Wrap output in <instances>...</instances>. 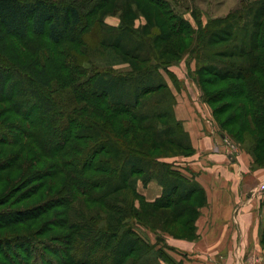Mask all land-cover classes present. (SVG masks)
Listing matches in <instances>:
<instances>
[{
    "label": "trees",
    "instance_id": "1",
    "mask_svg": "<svg viewBox=\"0 0 264 264\" xmlns=\"http://www.w3.org/2000/svg\"><path fill=\"white\" fill-rule=\"evenodd\" d=\"M168 2L90 0L80 4L63 0H0V105H7L4 113L9 111L18 117L12 124H6L4 121L9 120H4L0 111V147H17L20 153L23 147L27 150L22 157L18 151H9L4 160L0 158V183L9 171L37 162L51 171L48 175L47 170L26 172V179L7 194V199L18 195L19 203L38 194L46 180L62 175L55 189L59 198L50 196L30 208L0 210V229L26 225L54 213L59 217L45 221L34 233L0 237V256L6 264H54L44 253H36V241L58 259L56 264H144L155 256L154 246L143 241L129 226L145 225L144 220L136 219L138 213L133 210L132 199L139 197L134 186L138 179L145 182L149 149L173 144L176 149L192 152L188 134L174 117L172 95L160 69L171 77L168 67L182 53L192 50L193 43L199 42L200 47L212 50V46L226 44L237 25L227 24L234 18L233 13L207 23L203 29H199L202 23L197 19L199 32L193 42L188 37L190 32L185 31L188 21L172 14L166 8ZM112 3L114 8L123 10L134 6L145 16L146 23L134 29L121 15V23L115 30L102 29L97 21L90 33L95 41L87 45L94 51L105 49L106 57L114 55L112 58L118 63L130 68L121 73L110 69L88 73L83 67L77 73L83 76L79 82L83 107L78 104L69 112L63 110L50 93L51 78L45 66L38 60L22 63L10 39L42 38L52 46L76 44L84 22ZM253 8L244 3L243 14L239 16L242 26L238 27L248 35L241 42L243 45L230 52L206 51L205 58L197 63L196 73L198 83L206 88L204 97L214 104L217 118L233 109L223 127L230 126L236 135L253 138L254 160L261 162L264 160V0H257L256 11ZM149 11L152 15L147 16ZM157 18L162 21L159 26L158 21L153 22ZM252 21L255 30L249 32ZM146 51L149 52L143 55ZM213 56L228 60H214ZM219 83L223 85L211 91ZM39 128L49 133L45 142L48 148L37 152L30 145L42 147L43 138L37 135ZM7 132L13 136L9 138ZM138 133L149 136L139 152L131 148ZM69 145L70 151L77 155L87 149L88 156L79 170L73 164V156L53 163ZM68 155L65 152L64 156ZM49 160L52 162L46 164ZM167 175L174 176V172L169 170ZM160 182L165 191L146 206L154 211L170 209L169 215L177 219L188 208L181 205L196 193L195 187L168 177ZM49 187L51 194L53 184ZM5 205L0 198V208ZM98 207L99 211H90ZM57 208H63L64 212H55ZM191 211L193 217L187 221L189 238L194 236L193 224L198 215L196 209ZM129 216L130 220L121 226ZM103 219L106 224L103 229L94 227V223ZM64 229L68 234H55ZM46 235L49 237L37 240Z\"/></svg>",
    "mask_w": 264,
    "mask_h": 264
},
{
    "label": "rangeland",
    "instance_id": "2",
    "mask_svg": "<svg viewBox=\"0 0 264 264\" xmlns=\"http://www.w3.org/2000/svg\"><path fill=\"white\" fill-rule=\"evenodd\" d=\"M64 2L67 1H74L80 4L87 3L90 0H63ZM114 0H112L113 2ZM167 5V9L175 14L178 19L182 21H188V28L185 30L186 32H190L188 37L194 39L198 34L199 29H203V26L209 22L214 20L224 18L228 14L233 13L235 16L234 18H230L227 24H237L235 29L231 32V38L226 44H219L215 47H211L212 50L216 52H230L235 50L240 44L243 45V39H246L247 33L243 32V28L239 29L238 26L241 24L240 14H243V4H246V7L253 8L256 11L255 6L257 5V0H169ZM134 7V6H133ZM129 8L123 10L122 8H114V3L110 4L109 6L105 7L104 9H100L98 15L91 18L89 21L84 22V26L80 29L79 35L77 37V43H63L59 46H52L47 40L42 38H33L28 37L24 40L18 39H10V42L13 45V49L17 54L18 59L24 63L28 61L38 60L42 65L45 66L50 78H51V90L50 93L54 97L55 102L57 103L58 107L62 108L63 110H69L75 107V105L80 104L81 97L79 92L80 87V80L83 76L78 75L77 73L85 67V72L92 73L95 72L94 70H107L110 69L114 73H121L122 71L129 70L130 66L127 64H120L118 60L112 58L114 55H109L106 57L105 49H98L92 50L88 45H92V42L95 41V36L91 37L90 33L92 28L97 26V21L100 22L102 29L107 28H114L118 30V27L121 23V15L125 16L124 20L130 24L134 29L140 26H143L146 23L145 16L137 11L134 8ZM142 14V15H141ZM152 15V12H147L146 15ZM254 15V14H253ZM252 15V19L254 18ZM237 17L239 18L238 20ZM149 18V17H148ZM183 18V19H182ZM150 19V18H149ZM201 21L202 27L198 29L196 20ZM158 21V22H157ZM153 22H157L159 26L161 24L160 19H156ZM240 22V23H239ZM94 24V26H93ZM99 24V25H100ZM242 26V24H241ZM254 22L252 21L251 26L248 28L249 32H252L254 29ZM192 31V32H191ZM184 37V36H182ZM185 38L184 40H186ZM196 42V39H195ZM88 44V45H87ZM179 44V43H178ZM177 44V45H178ZM201 43H193V49L190 50L188 53L184 52L180 55V58L174 60L173 63L168 67V71L171 77H169L163 70L160 69V72L163 77L168 78V89L171 92V99L172 102V109H174L176 105V100L174 98L173 91L177 92V98H189V102L194 107V111L197 112L201 118L205 119V125L208 122H211L213 127L215 128L216 132L222 134L224 138H221L223 145L227 148L226 152H229L233 156H247L251 160V168L252 170H257L260 168H264V160L261 162H255V155H254V143L252 141L253 138L247 137L244 135H236L235 129L228 126L226 128L223 127L222 123H225L226 118L230 114H232L233 109L227 113L226 115L220 114L217 118L213 112L214 104L208 101L206 97H204V91L206 88H203L199 83V75L196 73L197 63L199 60L205 58L203 56L206 51L211 50L208 47H200ZM211 50V52H212ZM149 51L143 53V55L147 54ZM190 55V56H189ZM214 60H221L226 61L228 59H222L216 56H213ZM235 62H241L239 58H233ZM78 61L80 64L78 65ZM77 63V64H76ZM217 68V66H215ZM59 80V81H55ZM171 85V87H169ZM223 84L219 83L211 88V91L215 92L218 88H220ZM186 87V88H185ZM229 101V100H226ZM225 102V101H223ZM83 107V102L79 105ZM7 107V105H0L1 114H3L4 121L6 124H12L14 120L18 119L13 113L6 112L4 113L3 108ZM164 108H167V104ZM65 119V118H64ZM11 120V121H10ZM180 122V121H179ZM181 124V122H180ZM182 126V124H181ZM208 128V126H205ZM183 129V126H182ZM184 132H186L183 129ZM17 132V131H16ZM188 134V133H187ZM8 137L13 136L7 132L6 134ZM37 135L43 138L41 142L42 147H37L34 145H30L31 149L37 152H40L39 149H46L48 146L46 145V140L48 138V131L39 128L37 131ZM189 136V135H188ZM10 138V137H9ZM137 142L131 144V148L137 149L139 151H143L142 143L147 142L149 139L148 134L146 133H138L137 135ZM190 140V137H189ZM73 143L77 144V142L73 141ZM191 144V141H190ZM192 147V145H191ZM20 148L17 147H0V158L6 156V153L9 151H18ZM51 152L53 148H50ZM71 146L62 152L54 162L61 160L63 162V158L73 156L75 158L76 168L79 170L82 163L88 156L86 154L87 149H84L81 154H73L70 151ZM23 153L19 151L17 154L20 156L27 151L24 147L22 148ZM65 152H69L68 156H64ZM148 153V160H149V170L148 174H145V182L137 181L135 184V192L139 197L133 198V210L135 213H138V220H144V224L141 226L139 224L130 225L135 233L146 243L154 246L156 251L155 256H152L147 263L144 264H178L170 255L167 254L166 250H168V246L166 245L167 238L173 239H182V240H191L192 238L188 237V232L190 231V227H188L187 221L189 218L193 217V210H198L205 207L207 203V186L203 184V182L198 178V174L191 168V158L194 155V150L192 148V152L186 153L183 150L176 149L173 144H167L161 146V148H151L147 151ZM75 155V156H74ZM21 156V157H22ZM206 158V157H205ZM205 161V160H204ZM52 162L51 160L46 161V164ZM207 164L206 162H204ZM43 164H32L30 167L26 168L24 166L18 170L13 169L9 171L7 178H3L0 183V198L6 205L1 207L2 209H18V208H30L35 205L44 202L48 197H56L57 186H59L61 182L62 175H56L52 179L46 180L39 190L38 194L33 195L29 199L19 202L18 203V195L15 197H9L7 199V194L9 193L10 189H12L18 183H22L24 179H26V172L27 174H33L38 170H47L46 167L43 168ZM168 168V169H167ZM173 171L174 176L167 175V171ZM46 174H52L50 170L45 171ZM177 175V176H176ZM180 175V176H179ZM181 179L182 184H185L188 187H195L196 193L193 196H190V200L186 202H182L181 206L188 207L177 219H173L174 217L170 216V209L161 211V210H152L149 206V203H154L158 198L154 199V201L148 200L146 197H151L156 194V191L160 192L161 194L165 191V187L161 184L160 180L162 178L166 179ZM10 181L8 184L6 181ZM64 182H67L65 180ZM62 182V183H64ZM14 183V184H13ZM50 184H53L54 190L52 193L49 194L50 191ZM142 193V194H141ZM145 194V195H143ZM146 196V197H145ZM204 196V197H203ZM148 205V206H146ZM92 207V206H91ZM100 208H96V212L99 211ZM55 212L63 213V208H57ZM67 214V209H66ZM168 212V213H167ZM69 213V212H68ZM72 212L70 216H72ZM69 217V216H68ZM130 217H127L122 221V225H125L127 220H130ZM50 218H59L58 213H54V215H46L41 217L40 219L34 222H28L26 225L21 226H14L8 229H0V237L2 236H12L14 234H28L34 233L45 221L49 220ZM135 218V217H134ZM105 220H100L97 223H94V227L104 228L105 227ZM194 225V224H193ZM118 230V228H117ZM55 234H59L64 236V234H68V230H57ZM155 234H158V238ZM145 235V236H144ZM49 235L37 240H44L48 238ZM164 239V240H163ZM40 241H36L35 250L36 253H44L45 256L51 261L56 264L58 259L49 251V249H43L42 245L39 244ZM162 249V251L160 250ZM52 251V250H51ZM153 253V252H152ZM165 253V254H164ZM164 256V257H163ZM3 256H0V264H6V262L2 261ZM166 259V260H165ZM141 264V263H140Z\"/></svg>",
    "mask_w": 264,
    "mask_h": 264
},
{
    "label": "crops",
    "instance_id": "3",
    "mask_svg": "<svg viewBox=\"0 0 264 264\" xmlns=\"http://www.w3.org/2000/svg\"><path fill=\"white\" fill-rule=\"evenodd\" d=\"M173 94V114L190 137L191 168L207 186V203L198 210L192 239L167 238V254L178 264H264V188H258L264 168L252 170L249 157L226 152L224 136L204 124L188 97ZM159 194L145 197L154 201Z\"/></svg>",
    "mask_w": 264,
    "mask_h": 264
},
{
    "label": "built area",
    "instance_id": "4",
    "mask_svg": "<svg viewBox=\"0 0 264 264\" xmlns=\"http://www.w3.org/2000/svg\"><path fill=\"white\" fill-rule=\"evenodd\" d=\"M258 188L263 189V188H264V182H262V183L259 185Z\"/></svg>",
    "mask_w": 264,
    "mask_h": 264
},
{
    "label": "bare ground",
    "instance_id": "5",
    "mask_svg": "<svg viewBox=\"0 0 264 264\" xmlns=\"http://www.w3.org/2000/svg\"><path fill=\"white\" fill-rule=\"evenodd\" d=\"M167 73H168V71H167ZM186 88V87H185ZM168 89V88H167ZM214 112V111H213ZM178 128H179V126H178ZM178 130V129H177ZM182 132V131H181ZM222 165V164H221ZM177 176V175H176ZM162 195V194H161ZM204 197V196H203ZM152 204V203H151ZM156 235V234H155ZM145 236V235H144ZM164 240V239H163ZM149 243V242H148ZM150 245V244H149ZM155 246V245H154ZM161 251H162V249H160ZM165 254V253H164ZM164 257V256H163ZM166 260V259H165Z\"/></svg>",
    "mask_w": 264,
    "mask_h": 264
}]
</instances>
